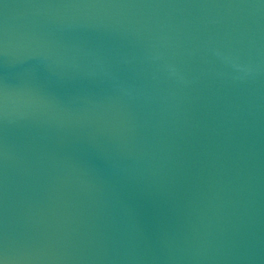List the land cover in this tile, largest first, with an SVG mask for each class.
Returning a JSON list of instances; mask_svg holds the SVG:
<instances>
[{"label": "water", "instance_id": "1", "mask_svg": "<svg viewBox=\"0 0 264 264\" xmlns=\"http://www.w3.org/2000/svg\"><path fill=\"white\" fill-rule=\"evenodd\" d=\"M0 264H264V0H0Z\"/></svg>", "mask_w": 264, "mask_h": 264}]
</instances>
